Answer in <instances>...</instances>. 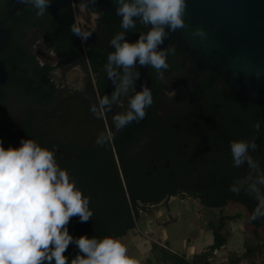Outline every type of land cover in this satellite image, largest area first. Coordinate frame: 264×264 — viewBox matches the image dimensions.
<instances>
[{"label": "flooded vegetation", "instance_id": "1", "mask_svg": "<svg viewBox=\"0 0 264 264\" xmlns=\"http://www.w3.org/2000/svg\"><path fill=\"white\" fill-rule=\"evenodd\" d=\"M38 11L20 0H0V22L9 34L0 53V139L5 148L33 139L54 151L70 179L76 172L84 173L92 157L111 150L122 178L146 198L163 197L159 205L176 198L167 196L175 175L172 168L192 155L194 139L202 142L199 153L217 157L226 153L232 160L229 145L235 138L227 137L212 119L225 116L222 112L237 98L177 43L156 49L172 50L166 57L167 69L158 73L151 65L140 66L137 58L129 71L108 64L109 53L116 50L110 41L123 32L127 42L135 43L150 26L136 21L135 28L125 31L121 19L75 0H51L43 16H37ZM73 28L88 33V38L82 41ZM109 71L115 73L111 79ZM129 77L133 83L125 93L122 82ZM143 86L153 97L145 117L116 129L113 116L126 115L130 100ZM104 96L109 104L102 106ZM237 102L248 113L260 107ZM245 127L236 141H245L239 138L250 133ZM261 134L264 128L256 135L258 140L253 139L259 162L264 150Z\"/></svg>", "mask_w": 264, "mask_h": 264}, {"label": "clouds", "instance_id": "2", "mask_svg": "<svg viewBox=\"0 0 264 264\" xmlns=\"http://www.w3.org/2000/svg\"><path fill=\"white\" fill-rule=\"evenodd\" d=\"M20 2L38 8L37 16H43L51 4V0ZM115 3L118 5L116 15L122 17L121 27L125 31L136 27L133 17L139 18L146 27L151 25V30L142 33L135 43L127 42L123 32L117 33L110 41L116 50L109 53L108 64L130 71L138 58L140 66L151 65L158 73L167 69L166 57L172 50L157 52L156 49L168 36L166 28L175 32L186 27L183 20L186 0H133L131 3L115 0ZM72 30L82 41L89 36L79 28ZM193 35L204 37L205 33L197 29ZM113 75L115 73L109 71V79ZM132 83L130 77L123 80L125 93ZM100 103L109 104L108 97L104 96ZM152 103L150 89L143 86L130 100L131 110L126 115L113 116L115 128L121 129L134 120L143 119L145 107ZM91 110L95 113L97 109L93 106ZM255 127L258 129L259 124ZM229 146L234 166H240L245 160L249 166H255L248 156L249 146L256 148L254 142L250 145L233 140ZM259 182L264 184V177ZM230 191L238 192V189L230 186ZM253 191L258 192V189L253 188ZM256 199L258 205L251 220L264 218L261 211L264 196L258 194ZM89 202L90 198L76 187L75 180L57 164L54 151L33 139H22L19 147L8 148L0 141V264H139L128 255L127 247L119 238L73 237L69 233L67 225L72 217H79L84 223L93 216ZM70 244L78 248L71 260L64 255Z\"/></svg>", "mask_w": 264, "mask_h": 264}, {"label": "trees", "instance_id": "3", "mask_svg": "<svg viewBox=\"0 0 264 264\" xmlns=\"http://www.w3.org/2000/svg\"><path fill=\"white\" fill-rule=\"evenodd\" d=\"M222 113L228 116L218 114V117L212 119V124L215 125V122L221 124L227 137L229 135L235 140L243 127L247 126L245 128H248L250 133L243 138L251 144L264 128V108L262 107L252 108L249 113L247 110L244 112L235 99V103H230ZM257 123L258 129L255 127ZM230 130H232L231 133H229ZM261 136L264 144V136L262 134ZM239 138L242 136L240 135ZM198 145L202 148V142L194 139L192 155L186 161L175 163L173 166L172 171L175 175L171 178L173 183L170 189L172 190L167 193L168 198L190 197L199 201L204 209L210 210L223 211L230 203L244 207L249 215L248 222L254 235L253 240L245 244L247 245L246 256L249 259L256 256L264 257V241L261 238L264 218L251 220L253 210L258 205L256 196L258 194L264 196V184L259 182L260 178L264 177V150L259 162L258 153L250 146L248 156L252 158L255 166H249L245 160L237 167L226 153L218 157L202 151L199 153ZM207 145L208 142L204 147ZM73 178L76 187L84 196L90 198L89 209L93 212L88 222L81 223L79 217L70 219L67 227L73 237L87 235L89 238L116 237L121 240L137 229L143 210L158 206L163 201V197L153 200L144 197L141 189L134 190L130 180L122 178L111 150L99 158L92 157L85 172L81 174L76 172ZM230 186L237 188L238 192L230 191ZM253 188L258 189V192L253 191ZM261 211H264V208H261ZM240 221L242 217L239 214L233 217L224 215L219 219L218 227L214 229L213 225H209L208 231L213 234V245L201 254L195 255L191 260L185 255L174 254L165 247H158L159 245L155 246L156 252L153 255L158 264H214L215 254L225 248L230 240L229 235L225 233L227 224ZM250 242L255 246H251ZM77 253L76 245L70 244L64 255L71 260ZM147 263L152 264L149 258ZM233 263H240V260H234Z\"/></svg>", "mask_w": 264, "mask_h": 264}, {"label": "water", "instance_id": "4", "mask_svg": "<svg viewBox=\"0 0 264 264\" xmlns=\"http://www.w3.org/2000/svg\"><path fill=\"white\" fill-rule=\"evenodd\" d=\"M75 1L122 19L116 15L115 0ZM186 5V27L175 32L166 28L164 47L177 43L201 70L222 79L239 103L264 107V0H186ZM197 29L205 36L193 35ZM8 41L9 34L0 22V53ZM150 260L158 264L154 255Z\"/></svg>", "mask_w": 264, "mask_h": 264}, {"label": "rangeland", "instance_id": "5", "mask_svg": "<svg viewBox=\"0 0 264 264\" xmlns=\"http://www.w3.org/2000/svg\"><path fill=\"white\" fill-rule=\"evenodd\" d=\"M238 214L242 221L227 224L225 233L230 237L229 244L225 250L215 254L214 264H234V260H240V263L235 264H264V257L249 259L246 256L245 244L253 240V229L249 225V215L244 207L232 203L220 211L204 209L199 201L190 197L174 198L149 210H143L137 229L120 241L127 247L128 255L136 258L139 264H148V258L156 252L155 246L158 245L174 254L188 257L192 246L206 244L207 237L213 236L208 231L209 225H213L215 229L219 226L221 216L233 217ZM261 238L264 241V227ZM252 242L250 245L255 246ZM223 259L225 263L222 262Z\"/></svg>", "mask_w": 264, "mask_h": 264}, {"label": "crops", "instance_id": "6", "mask_svg": "<svg viewBox=\"0 0 264 264\" xmlns=\"http://www.w3.org/2000/svg\"><path fill=\"white\" fill-rule=\"evenodd\" d=\"M209 233H211V235H213L211 231H210ZM206 237H207V236H206ZM213 243H214L213 236L207 237V242H206V244L204 243V244L201 245V246L198 245L199 247H198V246H192V247H191V250H190V256H188L187 258L190 259V260L193 259L195 255H199V254H200L199 252H200L201 250H203V249H205V248H207V249L210 248V247L213 245ZM228 244H229V243H228ZM227 246H228V245H227ZM227 246H226V247H227ZM226 247H225V248H226ZM225 248H223V249L221 250V252H222L223 250H225ZM205 250H206V249H205ZM217 253L219 254V252H217ZM232 255H234V254L232 253ZM225 261H226V260H225ZM222 262L225 263V262H224V259H223Z\"/></svg>", "mask_w": 264, "mask_h": 264}]
</instances>
